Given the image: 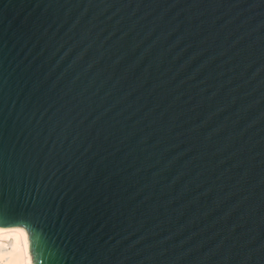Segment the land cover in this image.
<instances>
[{
	"label": "water",
	"instance_id": "water-1",
	"mask_svg": "<svg viewBox=\"0 0 264 264\" xmlns=\"http://www.w3.org/2000/svg\"><path fill=\"white\" fill-rule=\"evenodd\" d=\"M43 264H264V0H0V226Z\"/></svg>",
	"mask_w": 264,
	"mask_h": 264
},
{
	"label": "clouds",
	"instance_id": "clouds-1",
	"mask_svg": "<svg viewBox=\"0 0 264 264\" xmlns=\"http://www.w3.org/2000/svg\"><path fill=\"white\" fill-rule=\"evenodd\" d=\"M0 264H43L28 226H0Z\"/></svg>",
	"mask_w": 264,
	"mask_h": 264
}]
</instances>
